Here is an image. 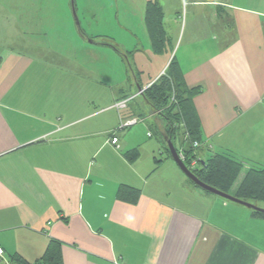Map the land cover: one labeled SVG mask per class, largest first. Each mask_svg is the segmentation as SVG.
<instances>
[{"label": "crops", "instance_id": "crops-1", "mask_svg": "<svg viewBox=\"0 0 264 264\" xmlns=\"http://www.w3.org/2000/svg\"><path fill=\"white\" fill-rule=\"evenodd\" d=\"M159 1L165 25L168 0ZM186 3L206 10L217 30L191 34L152 79L175 53L186 83L201 87L196 167L221 154L244 171L264 169V0ZM25 25L26 38L21 30L15 40L0 37V264H16L15 255L33 264L53 241L63 264H264V217L197 186L166 141L149 140L145 115L112 107L119 93L112 103L102 90L88 98L102 81L84 74L88 46L71 28L57 51L33 36L36 18ZM143 107L152 109L144 99ZM132 117L145 124L119 137L121 120ZM123 185L138 195L119 196Z\"/></svg>", "mask_w": 264, "mask_h": 264}, {"label": "rangeland", "instance_id": "rangeland-1", "mask_svg": "<svg viewBox=\"0 0 264 264\" xmlns=\"http://www.w3.org/2000/svg\"><path fill=\"white\" fill-rule=\"evenodd\" d=\"M73 2L81 29L89 39L82 37L78 31ZM148 2L149 0H0V25L4 24L5 26V28L0 26V37L4 40H15L17 32L21 30L22 34L20 35L26 38V20L27 17H32L36 18L38 24L34 25L33 36L35 39L40 41L41 46H45L47 43L45 41H48L54 49L59 51L63 46L59 42H62V38L67 36L68 28H71L74 38L88 46L86 56L85 53L82 54L83 57L78 55L82 60L88 61L89 68L84 74L92 79L96 80L97 78L102 81V86L92 82V90L86 96L95 100L97 92L102 90L103 97L106 95L109 103L114 101L113 96L115 95L128 96L130 99L129 108L132 107L138 114L145 115L144 120L146 119L153 125L148 129L153 133V137L149 140L155 142V140L161 139L162 130L159 126H154V120L148 113L150 111H146L145 107L140 110L141 112L137 109V104L143 100L141 96L135 99L132 97L140 93L139 86L147 87L145 84L154 80L152 79L154 74L167 65L168 57L173 54V51L176 53L177 47L181 45V50L185 48L191 34H194L195 31L200 33L208 28L209 30H217V28L216 25L213 26V19L205 14L206 10L203 12L192 10L191 6H187L186 0H168V3L165 4L167 8L165 26L170 42L167 44L168 49L162 54H158L152 49L146 25L145 16ZM27 6H29V10L26 8ZM42 18L48 20L47 26L39 24ZM210 20L211 23H209ZM226 20L225 17L221 21L225 22ZM218 23L220 24L219 20ZM73 56L77 59L75 46ZM176 59L178 61V58ZM77 95L76 101H74L81 107L82 102L77 100L79 97L81 98V95L79 92ZM102 103H105V100ZM100 105L98 108L105 106V104ZM141 120L140 123L134 124L130 128L119 129L121 130L117 131L119 137L127 130L143 126L145 122L143 119ZM183 132V129H178L173 138L177 148H180L182 144L187 146L190 144L183 141ZM165 145L168 146V143L166 142ZM259 205L264 207V202H259Z\"/></svg>", "mask_w": 264, "mask_h": 264}, {"label": "trees", "instance_id": "trees-1", "mask_svg": "<svg viewBox=\"0 0 264 264\" xmlns=\"http://www.w3.org/2000/svg\"><path fill=\"white\" fill-rule=\"evenodd\" d=\"M147 8L145 19L152 49L154 52L162 54L168 49L167 44L170 42L168 41V31L164 25V9L159 0H149ZM140 87L144 88L143 91L132 98L141 96L146 105L152 108L148 113L153 116L154 126H159L158 119L163 125L165 133L161 131V138L164 141L166 135L173 141L178 129L184 130L183 141L190 143L188 148H186V144L181 147L186 155L184 163L201 181L256 205H259V202H264V169L248 168L244 171L242 163L221 154H215L206 161L201 160V167H192L191 162L196 159L194 149L199 147L194 146V143L196 141L200 143L201 139V119L194 105V98L202 89L200 86L190 87L186 83L184 73L175 55L163 75L152 81L148 87ZM121 99H129V97L124 95L121 96ZM186 133H188L187 139L184 138ZM176 149L178 152L180 148L176 147ZM166 151L169 152L167 145ZM169 153L171 154V152ZM125 154L130 160H133L138 156V150L133 149ZM120 188L119 196L121 197L126 189L136 191L134 196L139 193L136 188L125 185ZM253 214L264 217V213L261 211L253 210ZM13 260L16 261V264H32L20 255H15ZM33 264H63L60 248L54 247V241L51 242L45 254Z\"/></svg>", "mask_w": 264, "mask_h": 264}, {"label": "water", "instance_id": "water-1", "mask_svg": "<svg viewBox=\"0 0 264 264\" xmlns=\"http://www.w3.org/2000/svg\"><path fill=\"white\" fill-rule=\"evenodd\" d=\"M73 11H74V17H75V21L77 22L79 33L82 35V37L84 36L85 39H89L86 36V34L83 33V31L81 29V23L79 22V18H78L77 11L75 9L74 2H73ZM92 42L94 43L93 40H92ZM143 89L144 88L139 86V92L140 93L143 91ZM157 121L161 125V126H159L160 130H162V132L165 133L164 130H163V125L161 124L160 120L158 119ZM165 141H167V143H168L169 152H171L172 158L174 159L175 163H177L180 166V168L184 172V174H186L189 178H191L196 185L200 186L201 188H204L205 190H207L208 192H210L212 194L214 193V194L219 195V196H221L223 198H227L230 201H233L234 203H239L242 206L248 207V208H250L252 210H255V211H258V212L261 211V212L264 213V207H262L261 205H256V204H254V203H252L250 201H245V200H243V199H241V198H239L237 196L235 197L234 195H231V194H229V193H227L225 191L223 192V191H221L220 189H218L215 186L208 185L203 180L201 181L200 178L193 172V170L191 168H189L187 166V164L184 163V161L180 158L179 152H177V149H176V146H175L174 142L171 141L170 138H167V135L165 137Z\"/></svg>", "mask_w": 264, "mask_h": 264}, {"label": "built area", "instance_id": "built-area-1", "mask_svg": "<svg viewBox=\"0 0 264 264\" xmlns=\"http://www.w3.org/2000/svg\"><path fill=\"white\" fill-rule=\"evenodd\" d=\"M129 101H130V99H120V101H117L112 107H114V108H116L117 110L120 111V109L126 108L128 106ZM139 121L140 120L137 117H132V118H128V119H122L119 128L121 129V128H126V127H129V126H132V125L138 123ZM184 138L185 139L188 138V133L185 134ZM117 142H118V137H116V136L113 137L112 138V143H117ZM194 146H200V143L196 141L194 143ZM178 152H179L180 158L184 161L185 158H186L185 152L183 151L182 148H180ZM191 163H192V167H195L198 162L195 159V160H192ZM3 254H4V249L0 248V256H3Z\"/></svg>", "mask_w": 264, "mask_h": 264}]
</instances>
